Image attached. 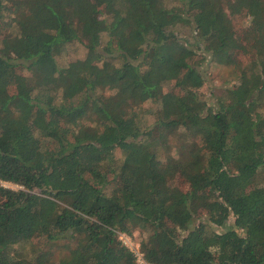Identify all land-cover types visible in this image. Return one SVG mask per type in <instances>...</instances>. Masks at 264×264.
I'll list each match as a JSON object with an SVG mask.
<instances>
[{
	"label": "trees",
	"instance_id": "trees-1",
	"mask_svg": "<svg viewBox=\"0 0 264 264\" xmlns=\"http://www.w3.org/2000/svg\"><path fill=\"white\" fill-rule=\"evenodd\" d=\"M169 3L0 0V264H264V0ZM205 53L237 77L213 105L187 61ZM155 126L198 138L162 158ZM136 231L144 263L119 238Z\"/></svg>",
	"mask_w": 264,
	"mask_h": 264
},
{
	"label": "rangeland",
	"instance_id": "rangeland-1",
	"mask_svg": "<svg viewBox=\"0 0 264 264\" xmlns=\"http://www.w3.org/2000/svg\"><path fill=\"white\" fill-rule=\"evenodd\" d=\"M169 5L171 4H178V0H169ZM101 8L103 10H106V5L104 3H100ZM227 8V4H225ZM228 11V9H227ZM230 12V11H229ZM232 18L234 20L233 30L236 32L237 39L240 40L243 45L245 46V50L250 48V43H248V39H251L253 35H247V33H250L252 29L251 24L249 22V17L246 14V10L241 9L240 12L232 11ZM197 14V13H193ZM231 14V13H229ZM194 17H188L183 18L181 21L179 18H175L176 20V26H174V29L177 30V32L180 35V38L187 39L190 42H194V31L192 30V19ZM3 35L4 33H0ZM0 35V36H1ZM86 40V38H85ZM68 50L65 52H62L61 55L58 56V61L65 65L69 63L70 61H73L77 58H80L84 55L85 49L80 43H72L68 45ZM248 52H246L245 56L241 54L240 61L244 62L248 59ZM205 60L201 61L200 57H192L188 59V62H195L199 65L200 69L203 71V73L206 76V84L201 89L203 98L206 99L210 104H214L216 101V96L220 95L223 90L230 84L237 81L236 74L233 72V67L226 63H218L215 61L213 56L211 54L205 53ZM201 61V62H200ZM174 82H172L173 84ZM109 93V91H107ZM153 108H151V104L145 105L143 109V113H145V118L147 119V124L151 125L153 124L155 118L154 113L152 110H156V106L152 104ZM158 110V109H157ZM154 134L153 138L159 139L160 141L164 143L161 146L156 145L155 149L158 151L160 156L162 158L166 157L169 154H176L183 145L191 143L193 140H196L198 138L193 133L189 132L188 130L184 129H170L167 126H155L154 127ZM116 154L119 156L121 154L120 149L116 150ZM174 182H178L181 187H185L186 183L181 178H175ZM2 185L5 187L18 190L22 188L20 185L15 184L13 182L8 181H1ZM204 216V212L202 213ZM120 238V237H119ZM140 240H141V233L139 231H136L133 236L129 235V244L131 248L137 250L140 246ZM60 245L58 248H54L55 256L56 258L63 257L68 254L69 250L73 248L76 245V242L73 240H59ZM39 247H44L45 245H48L49 243L45 238L40 239V242H38Z\"/></svg>",
	"mask_w": 264,
	"mask_h": 264
},
{
	"label": "built area",
	"instance_id": "built-area-1",
	"mask_svg": "<svg viewBox=\"0 0 264 264\" xmlns=\"http://www.w3.org/2000/svg\"><path fill=\"white\" fill-rule=\"evenodd\" d=\"M119 237H120V239L122 240V242H123L125 245H127L128 247L131 248V246H130V244H129V235H128V234L120 232V233H119ZM132 249H133V248H132ZM133 250H134V251L136 252V254L138 255L139 260H140L141 262L144 263V259H143V257L141 256V253L139 252V249H137V250L133 249Z\"/></svg>",
	"mask_w": 264,
	"mask_h": 264
}]
</instances>
